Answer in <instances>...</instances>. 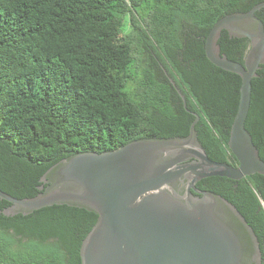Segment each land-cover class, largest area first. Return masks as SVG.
<instances>
[{"label":"trees","instance_id":"trees-1","mask_svg":"<svg viewBox=\"0 0 264 264\" xmlns=\"http://www.w3.org/2000/svg\"><path fill=\"white\" fill-rule=\"evenodd\" d=\"M263 2L0 0V189L33 198L61 160L143 138L186 137L194 113L208 157L237 167L228 143L242 79L212 64L205 44L221 18ZM256 16L264 23V9ZM219 45L244 64L248 39L223 31ZM257 74L245 127L264 161V66ZM197 188L238 209L264 264V176L211 177ZM10 205L0 198V264L82 263L96 214L55 205L5 216Z\"/></svg>","mask_w":264,"mask_h":264},{"label":"water","instance_id":"water-1","mask_svg":"<svg viewBox=\"0 0 264 264\" xmlns=\"http://www.w3.org/2000/svg\"><path fill=\"white\" fill-rule=\"evenodd\" d=\"M262 9L264 2L224 16L205 44L212 64L242 79L228 143L237 167L208 157L194 113L186 137L143 138L113 151L61 160L43 175L41 192L33 198L16 199L0 189V198L11 203L2 213L27 216L67 205L96 214L81 245V264H262L259 240L238 209L221 195L197 188L211 177L239 181L264 176V161L245 127L252 81L264 66V23L256 16ZM223 31L250 41L244 64L221 54Z\"/></svg>","mask_w":264,"mask_h":264}]
</instances>
